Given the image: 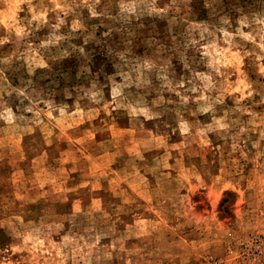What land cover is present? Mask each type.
Masks as SVG:
<instances>
[{
	"label": "rangeland",
	"instance_id": "374dc122",
	"mask_svg": "<svg viewBox=\"0 0 264 264\" xmlns=\"http://www.w3.org/2000/svg\"><path fill=\"white\" fill-rule=\"evenodd\" d=\"M0 264H264V0H0Z\"/></svg>",
	"mask_w": 264,
	"mask_h": 264
}]
</instances>
